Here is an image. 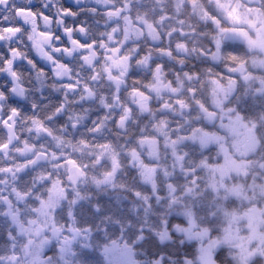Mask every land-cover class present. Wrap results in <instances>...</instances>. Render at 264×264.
<instances>
[{"label": "clouds", "instance_id": "9594fccd", "mask_svg": "<svg viewBox=\"0 0 264 264\" xmlns=\"http://www.w3.org/2000/svg\"><path fill=\"white\" fill-rule=\"evenodd\" d=\"M14 2L55 17L41 20L40 26L62 38L61 20L83 25L85 31L73 35L95 40L97 46L81 51L71 45L69 53L54 54L68 67L53 66L41 44L50 49L55 41L36 37L31 15L21 14L34 43L24 33L4 34L0 59L15 46L45 73L20 59L16 78L0 73V91L8 97L0 117L10 106L21 111L14 130L0 127V143L9 144L0 151V168H11L0 172V264H32L36 245L27 241L45 237L44 264H200L201 246L211 248V264H264V0ZM66 5L75 16L58 15ZM213 79L224 89L216 97ZM64 83L76 87L66 89ZM197 100L215 118L206 116ZM58 105L62 110L57 113ZM230 108L243 114L247 129L242 131L250 130L252 148L232 152L239 169L226 175V190L213 192L211 173L199 161L216 162L220 153L194 139L200 135L194 130L220 131L221 116L226 118ZM49 114L53 119H47ZM27 117H38L50 134L38 131L31 120L24 122ZM233 140L224 142L227 148ZM28 145L47 156L24 168L22 162L34 154ZM141 164L150 166L146 174L154 184L145 179ZM41 172L58 177V187L64 188V198L50 210L54 221L32 211L40 207L35 197L50 195V181L36 179ZM17 191L29 195L20 198ZM226 202L241 213L230 244L191 239L174 227L185 220L186 211H194L199 223L212 229L214 241L225 220L218 205ZM9 211L27 228H35L28 221L38 219L45 230L39 237L22 231ZM113 241L123 257L111 252Z\"/></svg>", "mask_w": 264, "mask_h": 264}, {"label": "snow or ice", "instance_id": "6c2138e0", "mask_svg": "<svg viewBox=\"0 0 264 264\" xmlns=\"http://www.w3.org/2000/svg\"><path fill=\"white\" fill-rule=\"evenodd\" d=\"M0 8L4 9V12L0 13V42H3L4 34L6 33H13L15 35H20L21 33H24L26 38L29 39L30 42H33L31 36V26L27 25V22L22 19L21 14L31 15L37 22L36 37L37 38L46 37L50 44L53 40L55 41L54 44H51L50 49L47 46L41 44V47H44V50L48 55V59L53 64V66L63 63L64 67H68L66 63H64L60 58H58L54 54L69 53L72 50L71 45H76V47L81 51H86L87 49L94 50L97 46V42L95 40L86 41L73 35L74 32L85 31L83 25L75 24L72 26H68L66 22L61 20V23L65 24V26L62 28V32L64 33V38H62L60 35L54 32L45 31L40 26V21L43 19H48L50 21L55 20V17L48 16L47 13L43 11L38 13L35 9L31 7L20 6L16 4L14 0H0ZM58 15L60 17H68V16H75L76 13L73 9L64 7L60 9ZM68 37H71V39H68ZM249 42L252 43V41ZM18 43H22V41H18ZM111 51L117 52L119 51V49L113 48L111 49ZM84 58L86 57L81 56V59ZM16 59L22 60L25 64L31 66L34 70L38 71L40 74L45 73L44 67L38 65L35 62V60H33L27 54V52H23L22 54V49L15 46H9L7 48V55H5L3 59H0V73L7 72V74L11 78H16L18 75L15 70ZM229 70L232 71L233 69H229ZM69 79L72 78L69 77ZM211 83L215 85V88L213 89L214 97H216L217 91H224L223 86L220 85L216 80L213 79ZM232 83H235V81H232ZM61 86L66 89H75L76 84L64 83ZM8 91H12V89L10 88ZM189 91L192 92L193 94L195 93V89H189ZM7 99L8 97L6 96L5 92L0 91V111H3L2 102ZM177 103L182 104L183 102L178 100ZM196 103L206 116L210 118H215L216 116L215 112L209 111L207 106L204 105L199 100H197ZM215 103L217 107L220 109V111L223 112V107L218 97L215 99ZM31 107L33 111H35L37 105L33 104ZM61 110L62 107L59 105L55 109L57 113ZM228 113L229 114L227 115L226 118L224 116H221V123L219 125L220 131H210L206 128L194 130V131H199L200 133V135L194 137V139H196L200 144L206 147L215 146L220 153V158L216 162H213L210 158H202L199 161L200 165L204 168H207L211 173L209 178L208 188L213 192H219L221 189L226 190L228 188V186L224 183L226 175H231L232 171L239 169L240 162L236 160L235 156L232 155V152L235 151L239 153L241 152V150H250L252 148V136L250 134V130L242 131L247 129V124L245 122L243 114L240 113L238 110L231 108L228 110ZM20 116H21L20 109L16 106H10L7 110V115L0 117V127L4 129L12 128L14 130L15 128L14 120L16 117H20ZM47 119L51 120L53 119V116L49 114L47 116ZM27 120H31L38 131H42L44 133L50 134L49 129L44 125L42 121H40L38 117H27L25 118L24 122H27ZM228 137L234 138L231 149L227 148L226 144L224 143L228 139ZM141 142H143V140ZM23 143L27 145V141H24ZM173 143H175V141H173ZM8 147L9 144L7 142L0 143V151ZM28 147L30 148V150H33L34 154L22 162V167L24 168L37 165L40 162L38 159L39 157L47 156L46 151H34V146L31 145H28ZM41 148L43 149V145H41ZM17 151H19V149H17ZM132 155L134 158L138 159V155L134 150L132 152ZM67 163L73 166H75L76 164V162L73 160H69L67 161ZM56 166L59 167L61 165H56ZM141 167L145 170V173H142L145 175V179L148 182L154 184L152 177L146 174V171L149 169L150 166L147 164H141ZM8 171H11L10 167L0 168V172H8ZM77 171L79 172V168H77ZM192 171L195 172V169H193ZM79 174L83 175L82 172H79ZM111 175H112L111 172L105 174L106 177H110ZM36 179H43L50 181V185L47 189L50 195L47 199L41 198L39 196L35 197L37 200H39L40 207L33 208L32 211L35 212L37 216H46L54 221L55 218L50 210H54L59 200L64 198V188L58 187V185H61V181L58 177L53 179L50 174L45 172H41L36 177ZM69 179L75 182L73 176L70 175ZM16 194L20 198H26L29 195L28 192H20V191H17ZM134 194L136 196H140L139 192H135ZM145 199H147V197H145ZM225 199L227 201V198ZM71 203L75 204L76 201L73 200ZM218 207H220L221 214L225 218V220L222 225H219L218 235L214 241H213L212 229L207 225L200 224L196 218V214L194 211H186L185 220L181 223L175 224L174 227L177 230L184 232L191 239L203 240L205 237H207L210 242L220 243L222 240L224 243L230 244L232 239L236 238L232 234V225L234 223L238 224L239 219L241 218V213H238L237 210L227 202L223 206L218 205ZM8 214L11 216L13 222L18 226V228H20L22 231L26 233L31 232L34 233L37 237H39L40 234L45 230V225L40 224L38 219H30L28 221L29 224L35 225V228L29 229L25 226L24 222L18 218L16 212L9 211ZM67 214L69 216L73 214L71 208L67 210ZM197 227L199 228V231H194V229ZM56 230L59 231V229ZM48 242L49 241L47 237L38 241H34L31 238L28 239L27 244L36 245V248L33 249L30 253L32 257V264H44L45 256L43 255V250H44V245ZM112 243H113V248L111 249V252L113 254L116 252H120L121 256L123 257L124 253L119 248L118 243L116 241H113ZM47 259H50V257H48ZM198 259L200 264H211V259H212L211 248L201 246L198 253ZM189 264H191L190 261Z\"/></svg>", "mask_w": 264, "mask_h": 264}, {"label": "flooded vegetation", "instance_id": "af4514ba", "mask_svg": "<svg viewBox=\"0 0 264 264\" xmlns=\"http://www.w3.org/2000/svg\"><path fill=\"white\" fill-rule=\"evenodd\" d=\"M66 7H68L67 5H66ZM70 8V7H69ZM66 22H67V20H66ZM5 50L3 49V42H0V52H4ZM21 63H23V61H21ZM15 106V105H14Z\"/></svg>", "mask_w": 264, "mask_h": 264}]
</instances>
